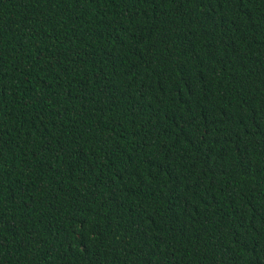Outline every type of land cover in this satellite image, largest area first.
Returning a JSON list of instances; mask_svg holds the SVG:
<instances>
[{
  "label": "trees",
  "instance_id": "trees-1",
  "mask_svg": "<svg viewBox=\"0 0 264 264\" xmlns=\"http://www.w3.org/2000/svg\"><path fill=\"white\" fill-rule=\"evenodd\" d=\"M0 264H264V0H0Z\"/></svg>",
  "mask_w": 264,
  "mask_h": 264
}]
</instances>
